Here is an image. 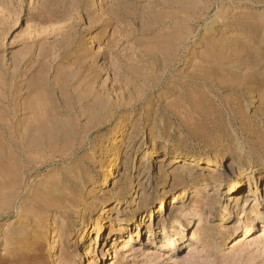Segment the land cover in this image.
<instances>
[{
	"label": "rangeland",
	"instance_id": "rangeland-1",
	"mask_svg": "<svg viewBox=\"0 0 264 264\" xmlns=\"http://www.w3.org/2000/svg\"><path fill=\"white\" fill-rule=\"evenodd\" d=\"M257 209L264 0H0V264H264Z\"/></svg>",
	"mask_w": 264,
	"mask_h": 264
},
{
	"label": "bare ground",
	"instance_id": "bare-ground-1",
	"mask_svg": "<svg viewBox=\"0 0 264 264\" xmlns=\"http://www.w3.org/2000/svg\"><path fill=\"white\" fill-rule=\"evenodd\" d=\"M109 172L112 170V168L111 167H108V169H107ZM108 174L106 175V177L103 179V181H102V185H105V184H107V181H108ZM233 188L234 187H236V186H239V187H241V183H239V182H233L232 183V185H231ZM182 197V195L180 196V198ZM233 200H234V198H233ZM111 201H109V200H107V199H105V200H103V202H102V204L104 205V207H103V209H105V206L107 205V204H109ZM106 212H107V210H106ZM104 215V214H103ZM106 217H109L108 215H106ZM106 217H102V218H100V220H102V219H104V218H106ZM226 217H228L227 215H225L223 218H226ZM243 218V217H242ZM255 218L256 219H262V221L264 220V214H263V212H260L258 209L255 211ZM98 220H99V218H98ZM121 224H126V223H121ZM253 223H252V221L247 225V226H245L244 227V229H245V233L247 232V230L249 229V228H255V226H254V224L252 225ZM101 225H102V222L101 221H98V223L94 226V229L95 230H97V231H99L100 229H101ZM118 229V233H120L119 231H121V230H123V228H122V226L121 225H119V227L117 228ZM200 229V228H199ZM112 230V229H111ZM113 231V230H112ZM192 234V236L189 238V240H194V239H196V238H198L199 237V232H198V234H197V231H196V229L195 230H193L192 232H191ZM131 236H133V237H135V236H137V233L136 232H130L129 233ZM174 235H172V237H173ZM248 237V236H247ZM247 237H244V235H241V236H239L237 239L239 240V242L238 243H242V242H244L246 239H247ZM170 238V237H169ZM187 240V239H186ZM237 243V244H238ZM173 245H174V242H173ZM121 247H120V249L118 250V253H116L115 252V255L114 256H112L111 258H113L114 259V261H109V264H116L117 263V260H118V256H119V253L122 255L123 253H125V252H127L129 249H130V246H128V245H126L125 243H122L121 245H120ZM240 246V245H239ZM113 248V247H112ZM91 257V255H90V253L88 252V250H86V252H85V255H84V257ZM98 259H103V257H99Z\"/></svg>",
	"mask_w": 264,
	"mask_h": 264
}]
</instances>
